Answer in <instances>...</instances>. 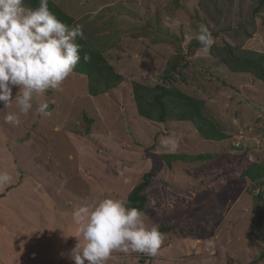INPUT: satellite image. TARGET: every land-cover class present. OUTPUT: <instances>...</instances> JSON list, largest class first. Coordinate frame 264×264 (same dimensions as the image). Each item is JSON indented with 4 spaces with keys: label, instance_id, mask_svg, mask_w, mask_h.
<instances>
[{
    "label": "rangeland",
    "instance_id": "374dc122",
    "mask_svg": "<svg viewBox=\"0 0 264 264\" xmlns=\"http://www.w3.org/2000/svg\"><path fill=\"white\" fill-rule=\"evenodd\" d=\"M51 1L123 80L93 96L73 71L59 89L34 95L27 115L15 101L0 102V173L11 176L0 185V264H74L70 250L77 239L86 243L74 209L107 198L126 205L145 180L142 219L163 242L155 256L115 251L106 264H264L259 189L242 177L252 163L264 167V83L232 72L219 53L228 46L264 54L261 0ZM201 25L215 38L207 55L196 39ZM171 60L179 73L167 83ZM134 82L202 100L226 139L205 140L188 121L141 117ZM45 103L48 114L37 113ZM8 114L20 124L6 122ZM203 155L212 158H194Z\"/></svg>",
    "mask_w": 264,
    "mask_h": 264
},
{
    "label": "clouds",
    "instance_id": "9594fccd",
    "mask_svg": "<svg viewBox=\"0 0 264 264\" xmlns=\"http://www.w3.org/2000/svg\"><path fill=\"white\" fill-rule=\"evenodd\" d=\"M77 37L84 39L82 26L70 28L50 11L48 0H39L35 9H26L23 0H0V102L7 108L16 102L19 112L33 110L34 95L59 89L74 71L81 57ZM196 39L207 55L215 43L209 29L201 25ZM90 61L88 54L83 56ZM19 91L12 98L13 87ZM48 105L41 104L37 113H45ZM5 121L18 126L16 114ZM11 176L0 173V185ZM142 212L128 208L118 199H103L96 205L83 203L73 211L79 226L77 236L86 243H77L70 250L74 264H106L115 251H134L155 256L163 242L157 226L146 228Z\"/></svg>",
    "mask_w": 264,
    "mask_h": 264
},
{
    "label": "trees",
    "instance_id": "16d2710c",
    "mask_svg": "<svg viewBox=\"0 0 264 264\" xmlns=\"http://www.w3.org/2000/svg\"><path fill=\"white\" fill-rule=\"evenodd\" d=\"M29 9H35L39 6V0H24ZM264 1L261 0L257 6L262 7ZM48 7L56 17L70 26L73 22L72 18L63 13L60 8L51 0H48ZM75 43L80 45L79 55L81 57L76 65L74 72L85 75L87 78L88 93L96 96L105 94L109 90L119 85L123 78L116 74L107 60L103 57L99 49L92 48L87 45L83 39L77 37ZM198 45H201L200 43ZM214 50V48H213ZM221 56L224 58L225 65L234 73H250L256 79L264 83V54L251 51H234L230 47H225ZM88 54L91 59L85 62L83 56ZM214 55H218L215 48ZM185 65V64H184ZM179 67L176 60H171L167 68L164 70L162 80L171 83L173 78L171 73L176 72ZM132 96L139 115L145 119L163 123L169 120L188 121L193 124L197 132L208 141H223L226 135L213 124L204 113V103L202 100L192 98L179 89L170 86L157 84L148 87L138 82L132 83ZM172 158H180V156H170ZM195 159L210 160L212 156L203 155L196 156ZM242 177L247 178L251 183L258 186V193L255 200L261 206L264 213V167L252 163L242 172ZM148 181L142 182L127 196L126 207H135L140 211L146 204V198L143 190L147 187ZM1 196H3L1 194Z\"/></svg>",
    "mask_w": 264,
    "mask_h": 264
},
{
    "label": "crops",
    "instance_id": "0c3cea01",
    "mask_svg": "<svg viewBox=\"0 0 264 264\" xmlns=\"http://www.w3.org/2000/svg\"><path fill=\"white\" fill-rule=\"evenodd\" d=\"M30 252H31V251H30ZM28 254H30V255H31V253H28ZM69 254H70V253H69ZM30 255H29V256H30ZM50 261L52 262V261H53V259L51 258V259H48V260L44 261V262H45L44 264H49V262H50Z\"/></svg>",
    "mask_w": 264,
    "mask_h": 264
}]
</instances>
